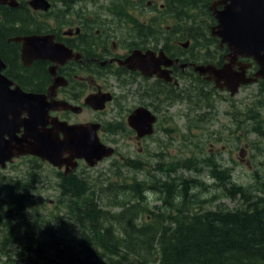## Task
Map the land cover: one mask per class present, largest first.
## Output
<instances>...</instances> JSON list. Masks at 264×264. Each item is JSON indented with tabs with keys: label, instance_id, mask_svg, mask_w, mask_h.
I'll return each instance as SVG.
<instances>
[{
	"label": "flooded vegetation",
	"instance_id": "af4514ba",
	"mask_svg": "<svg viewBox=\"0 0 264 264\" xmlns=\"http://www.w3.org/2000/svg\"><path fill=\"white\" fill-rule=\"evenodd\" d=\"M10 2L16 4L10 5ZM59 2L63 3L60 0ZM79 4V10L74 9L78 16L74 24L64 31H54L55 39L61 36L56 39L58 42L54 43L63 44L67 50L57 48L59 55L55 52L50 54L53 60L38 58L30 65H25L20 56L21 42L14 38L36 32L26 25L31 20L37 23L39 15L31 11L24 0H7L5 4L0 3V57L6 64L5 74L25 90L38 93H47L49 86L57 81L54 93L48 95L49 101H66L78 105V110L74 112L59 108L51 112L52 116L71 124H95L101 140L114 148L113 155H119V150L113 143L115 135L132 133L139 146L145 144L146 164H151L149 157L153 156L154 151H149L145 141L151 138L155 143L159 140V134L166 132L172 100L183 98L182 90L186 86L190 88L196 77L202 85L196 90L191 87L194 96L198 97L194 105L195 119L201 123L210 122L211 114L215 112V89L229 95L230 93L226 86L224 89L216 88L215 81L208 79V73L201 75L195 69L207 65L220 68L227 61V47L220 46L219 39L212 37L213 41L218 42L215 46V57L209 48H204L207 46L201 48L204 53L200 54L203 42L199 40L200 30L197 29L204 23L203 18L183 14L181 3L176 7L173 0H161L157 6L153 0H146L144 8L138 5L133 8L135 5L130 0L121 7L112 4L115 10L109 8V11L115 13L114 18H108V14L103 13L101 0H91L89 3L79 0ZM132 8L135 13L130 12ZM145 8L154 11L145 13ZM29 13L31 20L26 18ZM185 19L187 24L184 26ZM7 23H10L9 26ZM122 26L127 29H122ZM7 51L13 54L10 55ZM133 51L149 53L153 67L145 70V73L129 68L122 61ZM14 60L16 64H12ZM37 69H40L42 74H39ZM231 69H243L246 77H253L258 66L251 58L238 57ZM221 83L228 82L221 79ZM263 83L264 80L258 79L252 83L241 84L239 90ZM256 96L259 105H264V94L261 90ZM136 110L152 118L151 134L142 138L137 137V131L128 121ZM256 110L260 112L259 109ZM246 112L251 123L242 120L241 109L238 114L232 115L236 120L235 127L243 129L245 126L246 132L263 131L264 118L254 110L248 112L246 109ZM79 115L82 118H79ZM251 115H255V118L252 119ZM238 141L242 142L239 136ZM231 144L235 143L232 141ZM245 144L250 146L249 142ZM237 145L228 150V157L232 149L238 148ZM241 149L238 148L239 153H242ZM138 150L142 148L139 147ZM220 151L210 150L209 154L214 158ZM216 164L219 176H224L223 170L226 166L221 164L220 160ZM154 171L158 172L157 169ZM11 172L13 170L8 174ZM221 187V182L218 181L217 196L225 197L226 190Z\"/></svg>",
	"mask_w": 264,
	"mask_h": 264
},
{
	"label": "rangeland",
	"instance_id": "374dc122",
	"mask_svg": "<svg viewBox=\"0 0 264 264\" xmlns=\"http://www.w3.org/2000/svg\"><path fill=\"white\" fill-rule=\"evenodd\" d=\"M90 1L86 0L87 3ZM101 2L104 6L103 13L108 14L106 15L108 18H114L115 13L109 11V8H113L112 0H106V2L101 0ZM53 3L54 15L41 18L39 22L40 29L49 30L50 25L57 22H61L63 28L73 25L78 18L77 14L74 13V9L79 10V0H71V3L68 4L59 1H53ZM72 3L75 4L70 5ZM134 5L133 8L138 7V4ZM140 6L144 8V5L140 4ZM133 8L130 9L131 13H135ZM144 12L151 13L148 8H145ZM198 12V8H193L186 13L190 16L194 15L197 18L205 19L208 25L213 23L209 15H197ZM30 13L26 18H31ZM12 24L17 25L19 23ZM26 26L29 29L34 28L28 22ZM121 28L127 29L123 26ZM197 30L201 31L202 29ZM206 34H209V31ZM199 40L204 42L201 37H199ZM201 48H203L202 45L200 46V54H203ZM204 48H209L213 56L217 53L214 44H208ZM201 85L198 77H196L194 82L190 84V88L186 86L182 90V96L184 97L172 100V104L169 106L170 120H168L166 132L159 134V140L155 143L151 138L145 141L147 147L150 148L149 151H154L153 156L149 157L151 164H146L147 157L144 143L139 146L130 132L126 134L119 133L115 135V142H113L119 150V155L104 159L93 167H88L84 163L81 164L82 168L77 172L76 177L80 179L85 190L79 197L76 194L75 196L71 194L70 185L62 183L56 173L57 169L48 163L40 160L39 162L28 160L18 161L17 165L10 166L15 167L16 171L0 175V219L6 222H18L21 221V218H24L27 220L25 225L28 230L39 232L41 230L51 232L47 225L52 226L57 232V236L60 237L61 244L47 249L45 252L47 259L42 263L47 264L49 262L53 264L54 259L57 257L56 252L64 256L67 255L68 251L74 253V257L86 255V252L81 250V243L86 239L84 234L87 231L83 233V226V229L81 226H76L79 223L76 222L75 224L72 215L69 214L72 209L75 210L79 205L93 208V212L100 210V221L104 225H111L115 230H118L115 235L119 238L126 237L125 232L120 231L122 229L121 222L126 223L131 216H133L131 217L132 222L139 225H149L151 222L156 224L157 222L154 221L156 216H161L159 220L165 216L167 212L166 204L170 199L173 200L171 197L168 198L166 192L168 191V185L171 184L172 177L180 176V178L190 180L191 192L200 195L202 202L199 203L198 201L195 204V212H199V217L197 216L195 220L197 224L203 222L200 213L205 212V208H209L208 211L219 209L232 211L239 208L242 205V200L238 197H214L217 192L214 187L215 179L212 177L213 168L203 157H208L210 150H221L217 153V156H214L213 160H220V163L224 166H231L229 174H232V178L237 183L250 187L259 195L263 194L264 191H260V189L264 188V135L258 136L255 133L246 132L245 126H243V129L236 128V120L232 117L233 114H238L239 110L242 109V120L251 123V119L246 116L249 115L246 109L252 107L255 113L264 118V105L254 104L257 101L256 94L264 89L263 85L253 84L240 89L234 96L215 89V112L211 114L210 122L205 121L202 123L195 119L194 105L198 97L194 96L191 89L193 86L196 90ZM203 89H208V87H203ZM256 109H259L260 112ZM79 118H82V116L79 115ZM238 136L242 142L238 143L237 146L239 149L242 148V153H239L238 148L235 147L229 152L230 157H228V150L236 145L231 144V142L238 140ZM248 142L250 146H245V143ZM253 142L255 144H252ZM139 147L142 150H138ZM161 153L162 156H160ZM197 159H200L199 163L196 162ZM136 160L139 162H135ZM175 166L176 168H174ZM155 169L158 170L157 173L154 171ZM256 170L260 172V178L255 176ZM7 171L8 169L6 171L1 170L0 174ZM31 174L33 176H29ZM180 178L176 181L179 182ZM26 179L28 181L24 184ZM254 191L252 194L257 195ZM176 195L178 196L179 193L177 192ZM208 196L212 197L210 203L206 201ZM32 198L38 199L41 203L38 207H33L34 209L32 206L36 205L29 203ZM184 198L181 197V200H179L176 197L173 200V211L183 202ZM219 203L225 205L220 206ZM26 205H30L28 207L31 209L25 208ZM126 210L130 212H124ZM46 220L49 224L45 223ZM90 221L91 219L85 218L86 223ZM23 228L24 226H20L21 230ZM191 230L196 232L195 227L193 229L191 227ZM97 243L102 246L100 240ZM83 245L88 248L91 244L84 242ZM99 248L101 252L105 250L102 247ZM22 249L12 251L19 253L23 252ZM11 259L15 264H21L17 257L11 256Z\"/></svg>",
	"mask_w": 264,
	"mask_h": 264
},
{
	"label": "trees",
	"instance_id": "16d2710c",
	"mask_svg": "<svg viewBox=\"0 0 264 264\" xmlns=\"http://www.w3.org/2000/svg\"><path fill=\"white\" fill-rule=\"evenodd\" d=\"M60 1L71 3V0ZM125 1L112 0L118 7L127 3ZM179 2L186 6L185 0H173L176 7ZM208 39L203 42L202 46L211 44L213 39ZM7 53L13 54L11 51ZM16 63L15 60L12 61V64ZM37 71L42 74L40 69ZM262 85L264 88V83ZM262 94H264V89ZM254 104H259V102L255 101ZM247 111H253L252 107H247ZM250 117L253 119L255 115ZM203 157L213 168L212 177L215 182L220 181L225 185L226 196L238 197L242 200L239 208L232 211L219 209L201 212L203 222L197 224L195 220L197 216L199 217V212H195V204L200 202V195L191 192L190 180L180 178V176L172 177L171 184L167 187V196L173 200L176 197L181 200L183 196L185 197L183 202L170 213L173 206L171 203L173 200L170 199L166 204L165 216L160 220L161 216H156L154 220L158 224L154 222L149 225L134 224L131 219L133 216L126 223L121 222L120 231L125 232L126 237L124 238L116 236L115 232L118 230L111 225H104L100 221V214L97 219L100 210L93 212L94 209L88 206L82 208L77 206L76 213L72 209L71 213H68L72 215L75 224L79 223L76 226H81V228L83 226V233L87 231L84 234L86 239L81 243V250L85 251L86 255L74 257V253L70 251L65 256L56 252L57 257L53 264H264V193L259 195L250 187L237 183L232 178V174H229L231 166L226 167L223 170L224 176L220 177L217 161H214L209 153L208 157ZM196 161L200 162V159ZM255 176L261 177L258 170L255 171ZM70 178L66 184L71 185L74 196L75 194L77 197L81 196L85 187L76 176L72 175ZM178 178H180L179 182L176 181ZM253 191L257 195L252 194ZM260 191H264V188ZM29 203L36 205L32 208L41 204L36 198H32ZM219 205L224 206L225 204ZM28 206L30 205H26L25 208L31 209ZM124 212L129 213L130 211ZM85 218L91 219L92 222L86 223ZM20 220L18 224L24 226L22 230H18L20 226L12 223H5V226L0 225V262L9 261L14 250L23 248L22 253L14 254V256H22L21 264H43L42 262L47 259L45 252L52 246H59L60 237L50 225L47 226L51 232H45V230L39 232L28 230L25 225L27 220L24 218ZM45 223L49 224L47 220ZM191 227L192 229L195 227L196 232H193ZM98 240L102 242V246H99L105 249L102 252L96 248ZM88 241L91 245L85 248L83 244L84 242L89 243ZM3 264H15V262ZM47 264L50 263L47 262Z\"/></svg>",
	"mask_w": 264,
	"mask_h": 264
},
{
	"label": "water",
	"instance_id": "95a60500",
	"mask_svg": "<svg viewBox=\"0 0 264 264\" xmlns=\"http://www.w3.org/2000/svg\"><path fill=\"white\" fill-rule=\"evenodd\" d=\"M6 1L0 0V3ZM219 2L223 3V8L214 12L217 23L212 27L211 35L220 38V45H227L228 61L220 68L207 65L196 67L195 70L201 75L208 73V79L214 80L216 86L220 88L226 86L230 95H234L240 84L258 78L264 79V0H221L214 1L213 4L217 5ZM30 4L36 8L47 7L45 0H31ZM16 40L22 42L21 58L25 65H29L31 58L49 59L52 58L50 54L54 52L59 55L57 45L60 44L52 45V38L48 35H29L17 37ZM239 56L250 57L259 66L253 77L246 78L243 69L238 71L231 69V65ZM139 57L130 56L123 62L130 67L148 69L149 55ZM3 67L4 63L0 58V160L7 159L8 153L14 150L16 155L36 154L61 165L58 157H54V153L59 155L67 152L72 159L84 157L89 165H94L97 160L112 153V148L99 141L96 126L70 125L66 131L58 128L63 132V138L60 139L57 128L48 127V111L53 106L47 101L46 95L25 92L18 85L11 89L10 85L13 82L1 73ZM221 79H226L228 83H221ZM135 115L139 120L131 124L136 128L138 135L150 133L152 118L139 110L132 117ZM21 126L23 127L21 136L4 141L9 145L14 141L15 147H4L2 133L16 132ZM72 166H75V163Z\"/></svg>",
	"mask_w": 264,
	"mask_h": 264
},
{
	"label": "bare ground",
	"instance_id": "6f19581e",
	"mask_svg": "<svg viewBox=\"0 0 264 264\" xmlns=\"http://www.w3.org/2000/svg\"><path fill=\"white\" fill-rule=\"evenodd\" d=\"M97 1V0H96ZM105 2H106V0H105ZM183 20V19H182ZM185 25V24H184ZM9 26V25H8ZM197 31V30H196ZM251 130V129H250Z\"/></svg>",
	"mask_w": 264,
	"mask_h": 264
}]
</instances>
